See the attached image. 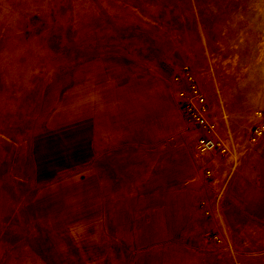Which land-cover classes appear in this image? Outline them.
<instances>
[{"label": "rangeland", "instance_id": "rangeland-1", "mask_svg": "<svg viewBox=\"0 0 264 264\" xmlns=\"http://www.w3.org/2000/svg\"><path fill=\"white\" fill-rule=\"evenodd\" d=\"M0 264H264V0H0Z\"/></svg>", "mask_w": 264, "mask_h": 264}, {"label": "built area", "instance_id": "built-area-1", "mask_svg": "<svg viewBox=\"0 0 264 264\" xmlns=\"http://www.w3.org/2000/svg\"><path fill=\"white\" fill-rule=\"evenodd\" d=\"M181 79H173L174 85L178 87L176 97L187 126L196 132L195 149L200 156H205L215 149V141L210 135L215 123L208 118L207 102L197 85L191 81L186 89H183L180 85Z\"/></svg>", "mask_w": 264, "mask_h": 264}]
</instances>
